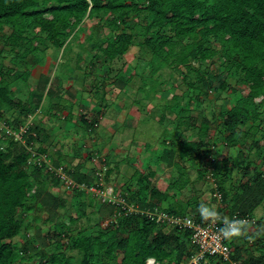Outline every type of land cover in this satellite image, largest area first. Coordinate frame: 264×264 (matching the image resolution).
Returning a JSON list of instances; mask_svg holds the SVG:
<instances>
[{"label":"trees","instance_id":"1","mask_svg":"<svg viewBox=\"0 0 264 264\" xmlns=\"http://www.w3.org/2000/svg\"><path fill=\"white\" fill-rule=\"evenodd\" d=\"M94 17L101 21L106 20L107 26L115 32L114 36L96 43L99 52L107 61L123 56L132 45L146 47L152 55L153 63L148 65L151 75L166 65L178 70L183 81L188 80L189 71L196 70L193 67L194 62L199 65L197 70L207 64L206 75L198 76L197 83L187 81L192 88L198 87L202 94H207L214 87L208 76L215 74L214 65L220 61V74L223 76L225 73L226 78L229 76L237 80V85L231 86L226 79H218V86L214 89L220 93L228 88L232 100L231 105L221 111L220 123L224 132H227L224 137L225 144L235 149L240 144L237 157H243L248 151L250 153L254 150L257 165L254 167L244 162L241 175L248 180L238 186L230 185L229 188L233 191L226 197L227 193L223 191L231 177V164L234 165L236 161L232 160L233 156L209 159V151L202 152L207 146L203 137L208 131L217 133L215 129L211 130L209 119L203 117L200 121L201 139L196 141L176 137L171 148L165 147L162 150L160 158L169 165H173L175 159L180 163L191 158L209 159L208 165L198 170V176L204 178L206 174L210 178L213 194H222V207L209 214L204 213L199 203L200 195L195 193L186 201L172 199L167 207H163L166 199L176 195H171L167 190L174 188L181 193L191 184L187 169L180 166L179 177L166 191L152 185L155 170H139L135 173L138 174L134 178L135 184L124 183L120 195L124 204L137 206L139 211L127 212L120 204L103 201L96 211L101 219H109L111 222L104 229L97 225L95 233H91L82 226L75 227L79 221L78 216L86 217L89 213L85 207L81 208L84 199L88 207L94 208L97 204L98 199L85 187L96 184V172L100 171L104 180L110 176L113 168L108 169L106 159L102 158L103 162L97 165L98 169H93L94 174L82 173V166L79 164L71 170L62 164L60 151L55 150L58 152H55L57 156L54 159L47 155V149L41 147H37L35 152L46 154L53 169L49 170L45 163H34L32 167H27L32 158V141L40 140V125L33 123L28 124L23 134V139L31 144V150L27 149L13 160L7 161L10 157V146L21 141L5 134L6 127L16 131L27 124L22 123L19 116H15L9 122L6 121L2 128L3 135L0 136V264H146L149 258H154L160 264H181L193 252L187 240L188 233L168 221L160 223L156 219H150L143 211L157 209L180 218L190 215L197 222L206 223L214 212L224 221L223 210L230 217L237 212L244 216H253V210L262 205L264 200V169L259 168V164L264 166V151L261 150L264 147V137L257 138L259 132L264 136V0H0V31L4 27L10 28L3 42L9 46V53H15L12 59L18 61L6 70L3 69L4 64L0 66V116L5 110L18 108L25 119L29 118L31 113L38 110L43 97L38 88L43 89V93L46 90V93L60 99L61 95L51 87L47 91L48 82H45L43 87L41 85L33 89V103L15 102L10 86L16 78L25 81L30 75V67L26 66L17 76L16 66L22 61L26 62L29 55L33 56L35 64L38 63L42 58L40 53L44 50L40 44L47 41L54 47L65 49L69 44L68 40L76 36V31L81 28L84 19ZM130 18L135 19L131 26L128 25ZM142 20L145 22L142 23ZM151 67L153 68L150 69ZM240 87L243 89L240 90ZM199 98L201 96L198 94L195 97L198 104ZM172 99L174 104L177 103L175 111L172 109L176 127L195 125L197 120L188 117L189 108L181 104L180 97L173 95ZM50 109L54 114L61 110L58 104H53ZM97 115L98 112L81 115L80 122L85 130L93 132L98 126ZM162 117L165 118V115ZM245 126L248 127L244 128ZM246 141H250V144L242 148ZM195 151L197 154H194ZM98 156L96 152V157ZM161 161L163 160H159ZM59 168L78 185L68 189L75 199L82 198V201L76 199L77 203H73L75 207L77 205L78 216L60 219L55 207L60 203L64 204L66 200H56L43 187V183H46L40 179L43 175L44 180L48 176L52 177L53 185L60 184L54 172ZM98 187L104 188L102 185ZM213 198L217 201L214 195ZM34 207L48 212L42 222L49 220L53 223V227L46 234L42 235V230L38 229L39 216L36 215ZM190 211L195 214H189ZM30 228L36 229L33 237L20 246L13 242L15 237L25 234ZM245 229L246 226L238 228L226 239L225 243L232 248V260H240V264H264V224L259 222L251 234L241 235ZM240 238H244L243 242L237 243L236 239ZM36 243L38 250L34 247ZM69 248L76 250L79 257L69 255ZM35 258H38L37 261H34ZM218 262L226 264L228 261Z\"/></svg>","mask_w":264,"mask_h":264},{"label":"rangeland","instance_id":"2","mask_svg":"<svg viewBox=\"0 0 264 264\" xmlns=\"http://www.w3.org/2000/svg\"><path fill=\"white\" fill-rule=\"evenodd\" d=\"M134 21V18H130L128 25H133ZM144 22L142 20V23ZM9 32V27H4L0 31V50L2 49V52H0V66L4 64V70L18 62L12 59L15 53H9V46L3 42ZM76 33L75 37L68 40L69 44H67L65 49L54 47L47 41L44 44H40L41 49L44 50L40 53L42 58L38 63L35 64L33 56L29 55L26 58V62L22 61L16 66L17 76L23 72L26 66L30 67V75L25 81L21 80V78H16L10 86L12 98L15 102L21 101L22 103L30 104L29 102L31 101L33 103L35 101V96H32L33 89H37L41 85L43 87L45 82H48L47 91L51 87L61 97L59 99L56 95H50L45 92L46 90L43 93V89L38 88L37 90L43 94L38 110L31 113L32 115L27 119L24 118L23 114H20L18 108L3 111L2 116H0V136L3 135L2 128H4L6 121L9 122L8 120L19 116V120H23L22 123L27 122L29 124L30 122L33 125H40V140L32 141L34 146H32V151H35L37 147L45 148L47 149V155L54 159L57 156L55 152L60 151L63 165L74 170L75 165L79 164L82 166L81 172L86 174H94L93 169H98L97 165H101V162H103L102 158H105V162L109 165L107 168H113V172L104 179V187L106 193L113 191L111 199L116 204L122 202L120 198L122 185L126 182L135 184L134 178L138 176V174L135 175L137 171L155 170L156 175L151 180L152 185L158 187L161 191H166L170 187L169 185L179 177L178 171L180 166L183 165L193 182L191 181V184L181 193H178L174 188L167 190L170 191L171 195H176L166 199L163 207H167L172 199L186 201L189 197L194 196V193L200 195L199 203L202 205L204 213L209 214V212L222 207L213 198L211 183H209L210 178H207L206 174L204 178L199 177L198 170L206 167L208 160L213 157L230 158L233 156L232 160L236 162L234 165L231 164V177L223 191L227 193V197L231 195L228 193L233 191L229 188L230 185L232 187L238 186L248 180L247 177H242L241 175V168L244 162L255 167L257 159L254 150L250 151V153L248 151L243 157H237L240 144L236 149L225 144L224 137L227 132H224L220 123L222 120L221 111L231 105V95L228 92V88L220 93H217L214 89L218 86V79H226L231 86H236L237 80L229 76L226 78L225 73L222 76L220 74V65H218L220 61H218L214 65L213 71L215 74L208 76L214 87L208 90L207 94H202L198 87L194 86L192 88L187 81L197 83L199 80L197 78L206 75L207 64L202 65L197 70L199 65L194 62L193 67L197 72L196 70L189 71L187 73V81H183L178 70L166 65L161 66L158 72L151 75L148 65L150 66L153 63L152 55L146 47L141 48L138 45H132L123 56H119L112 61L105 60L96 47V43L107 37L114 36L115 32L107 26L106 20L101 21L97 17L85 18L81 28ZM77 59L79 60L77 61ZM32 63L35 65H31ZM42 78L43 80H41ZM128 78L129 80H126ZM239 89L242 90L243 87ZM198 94L201 96L199 104L195 101V97ZM173 95L179 96L182 100L181 104L189 108L188 117L197 120L195 125H180V128L176 127L177 123L174 120L175 115L172 109L175 111L174 107L177 103L174 104ZM53 104H58L61 108L57 114H54V111L50 109ZM93 112H98L99 124L94 128L93 132H89L81 125L80 117L82 114H91ZM163 115H165V118L162 117ZM203 117L209 119L211 130L215 129L217 131V133L208 131L203 137L207 146L202 152L204 153L208 150L209 157L207 158L209 159L206 157L201 159L191 158L181 163L178 159H175V163L169 165L166 160L160 158L162 150L165 147L171 148L176 137L196 141L201 139L200 121ZM247 127L245 126L244 128ZM261 135L262 133L259 132L257 138L262 139L264 136ZM27 142V140L23 139L21 142L13 143L10 146V157L7 161L13 160L15 156L27 151V149L30 150L29 146L31 144ZM249 144L250 141H246L242 148L247 147ZM261 150L264 151V147ZM96 152L99 154L98 157H96ZM194 154H197V151ZM92 155L94 156L91 157ZM49 157L48 159H50ZM92 158H96L97 162H93ZM34 160L31 159V163L27 167H32ZM159 160L163 161L159 162ZM259 165H261L259 167L260 170H263V164ZM28 171H31V168H28ZM51 178L48 176L44 180L45 175H43L40 179L42 182H46L43 183V187L50 191L56 200H66L64 204L60 203L55 207L60 214V219L78 216L76 213L77 205L75 207L73 203L76 202V199L82 201V198L75 199L72 192L66 189L62 183L58 186L53 185ZM108 188H111L112 191ZM93 197L98 199L96 200V206L94 208L86 206L87 201L84 199L85 202L81 208L85 207L89 213L86 217L78 216L79 221L75 224V227L76 225L82 226L91 233H95L97 225L104 229L111 222L109 220L108 224L105 223L106 219H101L100 214L96 211L100 203L103 202L102 196L93 194ZM31 203L35 204V201ZM34 208L36 215L39 216L37 221L38 229L42 230V235L46 234L47 230L53 227V223H50L49 220L42 222V219L47 217L48 212L45 209ZM223 211L225 214L226 210ZM252 213L253 219L255 217L264 219V200L262 205L256 206ZM189 214L194 215L195 212L190 211ZM118 215L117 213L116 216ZM226 216L227 214L224 217ZM254 230L253 226L245 229L247 234H251ZM35 233L36 229L30 228L25 234L22 233L15 237L13 242L20 246L30 237H33ZM242 239L240 238L239 242V239H236L237 243H241ZM49 243L51 244V242ZM246 246L249 247V245ZM251 246L256 247L253 244ZM34 247L38 250V243L34 244ZM67 253L79 257L76 250H70L69 248ZM37 259L35 258L34 261H37ZM215 259L209 257L207 262L221 264L218 259ZM233 261L235 260L228 261L226 264H232ZM237 261L240 262V260Z\"/></svg>","mask_w":264,"mask_h":264},{"label":"built area","instance_id":"3","mask_svg":"<svg viewBox=\"0 0 264 264\" xmlns=\"http://www.w3.org/2000/svg\"><path fill=\"white\" fill-rule=\"evenodd\" d=\"M27 126L28 124L21 126L16 131L6 127L5 134H7L8 136H14L15 140L23 141V134L26 132ZM31 159H35V164L41 165L45 163L47 164L49 170L53 169L51 166V160L48 159L46 154H38L33 151ZM31 159L29 160V163H31ZM93 162H97L96 158L93 159ZM54 172L56 177L60 180V183H62L66 189L78 187L74 180L69 177L62 168L55 169ZM102 176L103 174L100 171L96 172V184L90 187H85V189L92 192L94 195L102 196L103 201L115 203L112 202L111 199L113 195L112 189L108 188L112 191L111 193H106L105 191L104 180ZM99 185H102L104 188L100 189V187H98ZM213 195L218 201L222 200L221 193L215 192ZM118 204H120L123 209L125 208L127 212L139 211L137 206L124 204V201H122L121 203L119 202L116 205ZM142 213H144L150 219H156V221L160 223L168 221L171 225H178L188 233L187 240L193 252L188 257L187 261L181 264H207L206 261L209 257H217L223 261L230 260L232 248L229 246V244L225 243L226 239L232 232L236 231L238 228L243 226L250 227L254 224V219L251 216H244L238 212L234 213L231 217L225 219L224 221H222L219 216L214 215L206 223L197 222L191 216H184L183 218L170 216L166 212H161L157 209L143 211ZM108 222L109 219H106L105 223L108 224ZM232 264L238 263L233 262Z\"/></svg>","mask_w":264,"mask_h":264},{"label":"clouds","instance_id":"4","mask_svg":"<svg viewBox=\"0 0 264 264\" xmlns=\"http://www.w3.org/2000/svg\"><path fill=\"white\" fill-rule=\"evenodd\" d=\"M218 201V200H217ZM219 202V201H218ZM219 204H221L222 205V200L219 202ZM214 215H217V216H219L220 217V215H218L217 213H214L213 214V216ZM226 215V213L224 214V216ZM212 216V217H213ZM211 217V218H212ZM230 216L227 214V216H226V218L224 217V219H228ZM252 218H253V216H251ZM210 218V219H211ZM259 223V220L255 217V219H254V224L252 225L254 228H255V226L257 225ZM255 225V226H254ZM252 226H250V227H252ZM246 227H248V226H246ZM249 227V228H250ZM232 260V257H231V259L230 260H228V261H231ZM219 261H221V260H219ZM223 261V260H222ZM158 261H156L154 258H149L147 261H146V264H160L159 262L157 263ZM207 262V261H206ZM233 262H236V263H238V264H240L237 260H235V261H233ZM232 262V263H233ZM208 263V262H207ZM208 264H212L211 262H209Z\"/></svg>","mask_w":264,"mask_h":264},{"label":"crops","instance_id":"5","mask_svg":"<svg viewBox=\"0 0 264 264\" xmlns=\"http://www.w3.org/2000/svg\"><path fill=\"white\" fill-rule=\"evenodd\" d=\"M226 218V217H225ZM259 220V222H261V223H263L264 224V219L263 218H261V219H258ZM246 231L245 232H243L241 235H246ZM243 240H244V238L242 239V241H241V243L243 242ZM240 241V239L238 240V242Z\"/></svg>","mask_w":264,"mask_h":264}]
</instances>
